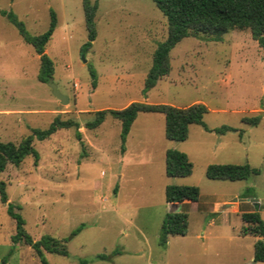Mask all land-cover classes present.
<instances>
[{
    "label": "rangeland",
    "instance_id": "obj_1",
    "mask_svg": "<svg viewBox=\"0 0 264 264\" xmlns=\"http://www.w3.org/2000/svg\"><path fill=\"white\" fill-rule=\"evenodd\" d=\"M91 1H98L97 35L83 50V0H0V140L18 143L56 115L77 120L82 132L81 139L74 127L35 138L38 161L29 155L0 172L27 232L34 240L45 234L69 238L68 255L44 252L48 264H80L83 258L88 264L254 263L256 237L241 233V214L258 210L264 219V48L249 28L215 38L187 36L170 52V73L146 88L154 52L168 34L166 16L153 0ZM51 10L57 25L46 52L55 65L52 80L68 103L53 94L49 81L39 80V55L2 14L14 12L29 32L40 34ZM133 101L181 107L202 102L210 129L192 124L187 139L171 140L164 114L141 112L122 148L118 118L109 115L96 128L85 126L94 111ZM254 116L258 124L243 121ZM224 125L237 130H214ZM169 148L188 154L190 175L166 174ZM211 163H249L260 172L240 180L212 179L206 174ZM169 184L197 185L200 198L168 203ZM174 211L188 213V231L162 246L163 220ZM15 234L16 221L0 194V264H44Z\"/></svg>",
    "mask_w": 264,
    "mask_h": 264
},
{
    "label": "trees",
    "instance_id": "obj_2",
    "mask_svg": "<svg viewBox=\"0 0 264 264\" xmlns=\"http://www.w3.org/2000/svg\"><path fill=\"white\" fill-rule=\"evenodd\" d=\"M157 7L167 18V37L158 44L153 63L146 77V88L155 86L158 79L167 76L171 70L170 52L172 48L187 36L205 35L212 38L234 28H249L253 37L264 48V0H153ZM85 23L88 31V41L83 50H88L93 45L97 35L95 16L98 9V1L83 0ZM10 22L18 29L23 39L30 43L40 58L38 78L48 82L53 78L55 65L53 59L46 52V46L50 41L57 25V14L51 10V20L48 28L40 33L29 32L24 22L14 12L2 11ZM95 79V71L91 70ZM95 85V83H94ZM208 107L202 102H196L188 106H176L169 103H151L146 101H133L127 106L106 108L94 111V117L86 121L85 126L96 128L103 123L107 116H113L121 121V142L125 148L127 136L134 121L141 112H159L165 116V135L171 140H185L189 136L190 126L200 124L205 129L210 128L204 121V114ZM259 116L244 117L243 121L249 124H258ZM74 127L76 135L82 138L80 123L73 118H62L60 115L52 120L46 128L35 127L32 133L24 137L20 142L0 140V172L6 169L8 163L20 165L29 156H34L38 161L39 152L34 146V139H45L60 128ZM216 132L225 133L228 130H237L228 125L214 129ZM193 171V163L185 151L175 148L166 150V174L169 176H187ZM260 170L249 163H211L206 174L212 179H246L252 174H258ZM1 200L7 203L8 213L16 221V234L13 239H24L31 245L41 257L44 264H48L44 252L68 255L67 242L69 238H57L50 234L42 235L34 240L25 228V219L20 212L15 210V205L9 201L5 188V182L0 181ZM166 201L168 203L197 202L200 198V188L197 185L169 184L166 186ZM241 233L256 237L254 242V262H264V219L258 210L243 211ZM80 229V228H79ZM76 229L73 234H76ZM188 231V213L186 211L168 212L163 220L159 243L165 246L172 235H184ZM106 258V254H100ZM88 259L83 258L80 264H88Z\"/></svg>",
    "mask_w": 264,
    "mask_h": 264
},
{
    "label": "water",
    "instance_id": "obj_3",
    "mask_svg": "<svg viewBox=\"0 0 264 264\" xmlns=\"http://www.w3.org/2000/svg\"><path fill=\"white\" fill-rule=\"evenodd\" d=\"M49 86L52 88L53 90V94L58 98L60 99L61 103H68L69 102V96L62 93L59 88L57 87V85L53 82L52 78L49 79ZM240 200H249V201H257L258 199L257 198H243V199H240ZM174 204V203H173ZM230 203H226L223 205L224 206H229Z\"/></svg>",
    "mask_w": 264,
    "mask_h": 264
},
{
    "label": "crops",
    "instance_id": "obj_4",
    "mask_svg": "<svg viewBox=\"0 0 264 264\" xmlns=\"http://www.w3.org/2000/svg\"><path fill=\"white\" fill-rule=\"evenodd\" d=\"M238 198H236L235 200H237ZM258 200L257 201H251V202H255L256 204H261L262 202H261V200L259 199V198H257ZM238 200H240V199H238ZM240 201H249V200H240ZM225 204V203H224ZM223 204V205H224ZM234 203H232L231 205L233 206V207H235L234 205H233ZM223 205H222V207H223ZM253 262H254V260H253ZM264 262H254V263H252V264H263Z\"/></svg>",
    "mask_w": 264,
    "mask_h": 264
}]
</instances>
